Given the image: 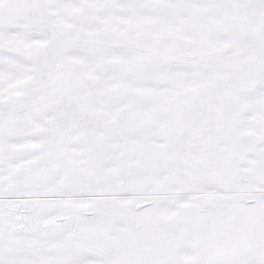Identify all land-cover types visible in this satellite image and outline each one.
Here are the masks:
<instances>
[{"label": "snow or ice", "instance_id": "6c2138e0", "mask_svg": "<svg viewBox=\"0 0 264 264\" xmlns=\"http://www.w3.org/2000/svg\"><path fill=\"white\" fill-rule=\"evenodd\" d=\"M0 264H264V0H0Z\"/></svg>", "mask_w": 264, "mask_h": 264}]
</instances>
